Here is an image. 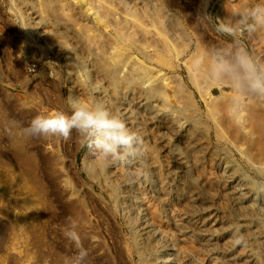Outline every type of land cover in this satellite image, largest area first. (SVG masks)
<instances>
[{
  "label": "rangeland",
  "instance_id": "obj_1",
  "mask_svg": "<svg viewBox=\"0 0 264 264\" xmlns=\"http://www.w3.org/2000/svg\"><path fill=\"white\" fill-rule=\"evenodd\" d=\"M257 3L264 0H0V100L5 109L19 103V137L35 116L79 99L121 118L147 153L143 165L112 163L75 132L28 136L39 162L59 157V184L40 165L53 211L39 218L12 178L21 168L0 164V264H54L56 254L71 264L78 249L59 231L68 198L81 211L72 218L86 264H264V100L234 107L227 84L193 69L197 55L232 44L217 19ZM241 42L264 64V29ZM87 160L106 174L90 173ZM40 238L49 252L42 261Z\"/></svg>",
  "mask_w": 264,
  "mask_h": 264
},
{
  "label": "clouds",
  "instance_id": "obj_2",
  "mask_svg": "<svg viewBox=\"0 0 264 264\" xmlns=\"http://www.w3.org/2000/svg\"><path fill=\"white\" fill-rule=\"evenodd\" d=\"M21 27L25 28L23 24ZM215 30L231 38L230 47L205 50L193 60V69L206 75L214 84H227L233 91V106L239 107L247 97L264 100V64L260 63L241 42L245 34L253 35L264 29V3L238 9L231 19H217ZM29 137L68 140L75 132L78 142L105 162L144 164L146 149L143 138L102 104L88 105L79 99L69 100V111L35 116L24 130ZM147 179V175L144 176ZM62 236L78 249L71 264H86L78 225L67 217L60 226Z\"/></svg>",
  "mask_w": 264,
  "mask_h": 264
},
{
  "label": "bare ground",
  "instance_id": "obj_3",
  "mask_svg": "<svg viewBox=\"0 0 264 264\" xmlns=\"http://www.w3.org/2000/svg\"><path fill=\"white\" fill-rule=\"evenodd\" d=\"M21 78L20 80H24ZM19 105L18 102L7 101L6 109L4 103L2 104L0 100V126H3V132L1 134V141L3 143V149H0V164L5 165L9 168H21V172L24 176H17L14 174L12 177L15 180L22 181L21 190L29 192L30 198H27L24 202V207L30 211H34L39 218L46 215V213H52V207L45 201L47 195V184L39 175L40 165L50 168V173L56 177L53 178L56 184H59L60 174L55 170L54 166L59 163V157L57 155H48L43 157L42 163L39 162L36 156L29 152L25 147V142L28 140V136L23 134V137H19L17 129L19 124L13 120L14 109ZM25 109V104L22 106ZM6 110V111H5ZM26 110V109H25ZM21 124V123H20ZM24 127V126H23ZM25 130V129H24ZM90 160H87V167L90 173L96 176L104 173L105 165L103 163L90 164ZM34 187L36 189H34ZM61 195L68 196L73 194V190L69 186L63 188ZM114 186L112 187L114 193ZM75 200L68 198L69 205L67 206V211L70 213V217H76L81 211L78 209V205ZM80 230V228H78ZM36 246L38 248L37 258L39 261L44 260L49 252L44 250L42 238L37 239ZM59 255L54 256V264H62Z\"/></svg>",
  "mask_w": 264,
  "mask_h": 264
}]
</instances>
